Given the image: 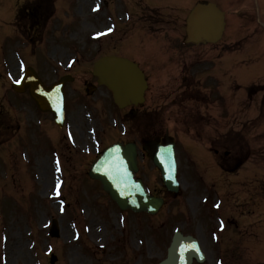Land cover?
<instances>
[{"label":"rangeland","instance_id":"rangeland-1","mask_svg":"<svg viewBox=\"0 0 264 264\" xmlns=\"http://www.w3.org/2000/svg\"><path fill=\"white\" fill-rule=\"evenodd\" d=\"M196 1L214 2L226 12L227 29L234 24L245 28L246 19H239V12L260 15L264 24V0H45L40 8L44 17L37 27L25 17L33 0H0V144L2 111L10 122V143L4 150L0 145V264H49L52 255L57 257L56 264H154L164 255V244L173 227L199 236L205 247L213 250L209 233L217 230L218 222L213 217L218 214L214 204L219 205L220 215L222 212L235 222L236 227H230L224 241L237 244L230 257L216 264H264V25H247L254 32L252 36L259 38L246 50V39L235 36L230 40L234 45L229 47L226 36L216 45L190 47L183 50L181 59H170L174 47L181 45L183 15L189 10L180 7ZM154 2L166 7L154 8ZM232 47L235 63L226 62L221 68L216 60L224 48ZM104 52L131 56L147 74L145 102L137 122L128 124L127 131L141 132L134 138L140 141L151 137L148 132L163 135L167 126L169 136L178 144L180 192L176 196L163 193L166 204L158 216L119 211L85 172L94 156L92 138L96 134L102 133L107 142L132 137L121 133L117 121L120 111L104 88L90 97L85 94V84L93 83L91 64ZM22 64L34 68L46 84L67 72L74 76L66 86L68 118L59 131L62 137L54 130L51 116L40 113L26 94L8 95ZM182 75L201 95L212 89L213 97L225 106L232 91L233 118H229V112L228 116H219L226 119L216 120L221 104L218 109L217 104H204L206 109L197 111L195 104L184 106L175 98L182 94ZM249 85L252 90L248 92ZM167 97L169 100H165ZM89 109L95 118L88 126L84 115ZM207 117L217 118L201 120ZM89 127L94 133H88ZM228 128L234 130V138L232 131L226 137ZM208 129H215L214 134ZM68 133L74 143L67 139ZM213 139L221 152L229 154L217 159L223 168L206 162L204 176L217 177L200 182L190 173L194 163L203 173L192 154L198 142ZM94 140L98 145V135ZM56 161L62 172H56ZM140 167L137 175L146 189L161 194L160 177L152 164L140 159ZM224 169H234L233 176L228 178ZM61 201L64 206L59 205ZM52 219L60 224L58 239L48 236ZM124 242L134 250L132 262L128 250L117 253L126 254L124 260L112 257L114 248ZM214 258H220L218 252Z\"/></svg>","mask_w":264,"mask_h":264},{"label":"water","instance_id":"water-1","mask_svg":"<svg viewBox=\"0 0 264 264\" xmlns=\"http://www.w3.org/2000/svg\"><path fill=\"white\" fill-rule=\"evenodd\" d=\"M204 11H211L213 23H217L218 30L211 36H193L194 42L214 41L222 29V17L214 6L196 7L188 20V34H195L194 23L204 16ZM94 75L98 83L106 85L112 92L114 102L118 106L136 104L142 101L145 82L136 65L127 60L115 57L103 58L94 65ZM62 78L57 84L49 88L44 87L29 70L21 89L28 87L31 97L43 111L53 112L55 121H62L63 84ZM135 146L128 144L125 147L115 145L106 150L99 160L93 165L90 175L99 179L111 199L121 209H130L134 212L145 211L155 213L161 205V200L148 196L140 180H134L133 173L136 168ZM153 162L161 170L163 182L169 191L177 192L178 184L175 178V160L173 145L158 147ZM51 235L57 236L56 223L53 222ZM192 258L198 261L203 259L200 249L194 239L183 237L175 233L172 244L167 253V258L160 264H190Z\"/></svg>","mask_w":264,"mask_h":264},{"label":"snow or ice","instance_id":"snow-or-ice-1","mask_svg":"<svg viewBox=\"0 0 264 264\" xmlns=\"http://www.w3.org/2000/svg\"><path fill=\"white\" fill-rule=\"evenodd\" d=\"M94 10H97V9H94ZM109 31H111V29H109ZM20 70L23 71V66H21ZM15 82H16V83H20L19 80H16ZM57 171H59V168H57ZM59 188H60V185H59V183H57V185H56L57 195H59V191H58ZM217 207H219V205H217Z\"/></svg>","mask_w":264,"mask_h":264}]
</instances>
